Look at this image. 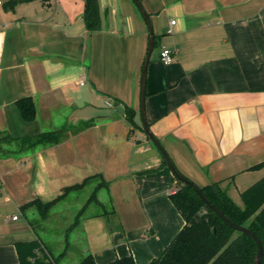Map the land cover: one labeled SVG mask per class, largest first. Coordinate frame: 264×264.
<instances>
[{
	"label": "crops",
	"instance_id": "1",
	"mask_svg": "<svg viewBox=\"0 0 264 264\" xmlns=\"http://www.w3.org/2000/svg\"><path fill=\"white\" fill-rule=\"evenodd\" d=\"M0 1V264L17 263L18 241L52 247L33 224L37 207L21 205L48 202L88 176L106 183L95 191L99 210L73 229L75 257L151 264L185 221L170 198L176 178L140 123L149 36L142 14L133 0H97L100 26L90 31L84 0L13 9ZM140 2L154 32L144 98L150 131L184 176L199 187L218 182L242 205L241 192L264 176V0ZM160 48L172 51L171 63L159 60ZM22 97L33 100L31 120L17 107ZM105 100L133 110V123L116 113L67 126L73 109ZM61 129L57 141L33 143Z\"/></svg>",
	"mask_w": 264,
	"mask_h": 264
},
{
	"label": "trees",
	"instance_id": "2",
	"mask_svg": "<svg viewBox=\"0 0 264 264\" xmlns=\"http://www.w3.org/2000/svg\"><path fill=\"white\" fill-rule=\"evenodd\" d=\"M26 1L30 0H6L3 6L5 9H13L17 3ZM82 17L88 30L99 28L97 0H84ZM260 88H264V86ZM16 104L24 120H31L34 117L35 106L30 97L19 98L16 100ZM133 113L134 111L131 109H124L126 119L131 123H133ZM63 130L41 132L36 135V140L33 143L55 142ZM105 183L101 179L93 191L94 201L98 206H101V203L96 199L95 191ZM176 184V189L170 198L185 223L163 252L152 260L151 264H252L256 252L254 240L220 219L203 203L190 186L178 180H176ZM77 185L80 184L68 186L64 188L63 192ZM200 189L208 200L228 218L249 227L258 234L263 244V257L260 264H264V176L241 192L242 205H238L232 200L218 182L200 187ZM62 193L48 202H41L38 199L30 200L21 205V208L35 205L43 219L53 202ZM16 249L18 261L15 264H59L63 255V252L53 255L49 244L40 238L18 241ZM75 264L97 263L92 254L88 253ZM102 264L136 263L131 255H125Z\"/></svg>",
	"mask_w": 264,
	"mask_h": 264
},
{
	"label": "rangeland",
	"instance_id": "3",
	"mask_svg": "<svg viewBox=\"0 0 264 264\" xmlns=\"http://www.w3.org/2000/svg\"><path fill=\"white\" fill-rule=\"evenodd\" d=\"M3 1L5 2L6 0ZM95 103L104 105L101 100H97ZM97 181L98 178L92 176L87 178L83 184L65 190L53 202L46 212V216L42 219L38 214V220L33 222L36 228L46 233L48 238L53 239V241L51 240L52 247L50 246L53 255L63 252L61 262L65 264H73V261H79V258L75 257L78 246L72 241V234L80 217L100 208V206L96 205L93 196L94 188L98 184Z\"/></svg>",
	"mask_w": 264,
	"mask_h": 264
},
{
	"label": "water",
	"instance_id": "4",
	"mask_svg": "<svg viewBox=\"0 0 264 264\" xmlns=\"http://www.w3.org/2000/svg\"><path fill=\"white\" fill-rule=\"evenodd\" d=\"M137 8L139 9L140 13L142 14L147 26H148V47L147 52L145 55V59L142 65V71H141V78H140V119H141V125L142 129L145 132V134L148 136V138L155 144V146L158 148L163 160L165 161L166 165L172 172L173 176L178 180L179 182L186 184L190 186L194 192L199 196V198L203 201V203L209 207L220 219H222L225 223H227L229 226L234 228L235 230L244 233L251 237L256 245V252L253 259L252 264H260L263 257V244L261 238L256 234L252 229H250L247 226L238 224L234 221H232L230 218H228L218 207H216L214 204H212L208 198L204 195V193L201 191L200 187L196 185L192 180L184 176L173 164L171 158L168 156L166 150L163 148L159 140L154 136V134L150 131L148 123L146 121L145 113H144V98H145V75H146V66L147 62L150 56V53L154 46V32L153 28L149 19V16L147 12L145 11L144 7L142 6L140 0H133ZM124 114V107L122 105L117 106H95L92 104H86L82 107H78L73 109L70 114L67 117V126L77 122V121H85L89 120L91 118H97V117H107L111 116L113 114Z\"/></svg>",
	"mask_w": 264,
	"mask_h": 264
},
{
	"label": "built area",
	"instance_id": "5",
	"mask_svg": "<svg viewBox=\"0 0 264 264\" xmlns=\"http://www.w3.org/2000/svg\"><path fill=\"white\" fill-rule=\"evenodd\" d=\"M0 4H1V1H0ZM174 21H175L174 19L169 20V27L166 30L168 33L172 31V24L174 23ZM158 58L162 63L169 64L173 61L172 51L167 48H160V50L158 51ZM79 83L80 84L83 83V77L80 78ZM105 102L108 106H111V102L109 100H105ZM174 191L175 189L172 191V193H174ZM12 218L13 219L17 218V215L14 214Z\"/></svg>",
	"mask_w": 264,
	"mask_h": 264
}]
</instances>
